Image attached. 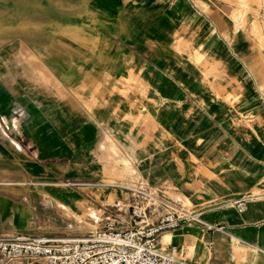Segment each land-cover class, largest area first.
Listing matches in <instances>:
<instances>
[{"label":"crops","instance_id":"obj_1","mask_svg":"<svg viewBox=\"0 0 264 264\" xmlns=\"http://www.w3.org/2000/svg\"><path fill=\"white\" fill-rule=\"evenodd\" d=\"M239 9L235 0H0V158L68 172V158L102 155L103 133L129 157L147 79L158 99L148 106L169 129L170 170L183 145L186 166L205 158L219 178L203 182L217 200L199 210L207 226L163 232L161 246L169 233L164 248L191 264H264V194L252 191L264 188V80ZM204 136L216 144L194 150ZM12 194L0 185V236L17 233ZM238 198L247 210L232 206Z\"/></svg>","mask_w":264,"mask_h":264},{"label":"rangeland","instance_id":"obj_2","mask_svg":"<svg viewBox=\"0 0 264 264\" xmlns=\"http://www.w3.org/2000/svg\"><path fill=\"white\" fill-rule=\"evenodd\" d=\"M235 3H238L240 8L241 28H248L256 35L258 58H260L256 70L264 80V0H235ZM195 64L206 68V63L199 59ZM145 85L146 103L139 108L140 111H144V118L135 121L130 117L128 125L130 140L129 157H126V160L128 159L129 164L137 168L136 174L127 175L116 163L110 162L107 149H102V155L98 157L79 160L68 158L71 160L68 165H72L71 171L68 172L42 171L43 166L46 165L40 161V158L27 160L21 157L0 158V168L15 170L11 173L0 172V185L9 186L15 192L12 197L17 208L21 209L17 214L18 224L15 235L82 234L107 225L113 218L120 219L121 216L127 215L130 206L138 198H146L150 203H162L165 211L172 205L193 213H200L199 210L217 201L210 199L208 190L202 188L203 182L206 184L207 181L219 180L217 173L210 171V167L216 166V163H205L203 166L202 159L205 158L194 156L189 158L187 161L189 164L186 166L183 156L184 147L177 145L178 149L182 150V156L172 157L173 162L174 160L176 162L172 167L173 171L170 170L169 129L166 125L156 123L153 110L148 105L153 100L158 102V99L150 97L148 93L150 83L147 79ZM212 140L213 138L198 137L193 141L192 147L194 150L208 149L216 144ZM123 152L126 153V149ZM26 161L32 167L20 165ZM73 161L80 162L73 164ZM90 165H98L97 170L90 171ZM53 168L58 169L57 165H53ZM252 191L256 194H264L263 187ZM66 194H75L76 200L69 201L71 210L65 208L68 205L64 200ZM169 242V238H164L162 246ZM15 262L41 264L29 259Z\"/></svg>","mask_w":264,"mask_h":264},{"label":"built area","instance_id":"obj_3","mask_svg":"<svg viewBox=\"0 0 264 264\" xmlns=\"http://www.w3.org/2000/svg\"><path fill=\"white\" fill-rule=\"evenodd\" d=\"M160 204V205H159ZM138 198L127 215L82 234L0 236V264L29 259L41 264H191L175 245L160 244L163 232L190 223H205L200 213ZM240 212L246 198L232 201Z\"/></svg>","mask_w":264,"mask_h":264},{"label":"bare ground","instance_id":"obj_4","mask_svg":"<svg viewBox=\"0 0 264 264\" xmlns=\"http://www.w3.org/2000/svg\"><path fill=\"white\" fill-rule=\"evenodd\" d=\"M1 126V125H0ZM1 128V127H0ZM2 129V128H1ZM3 130V129H2ZM1 130V131H2ZM103 136H104V143L105 146H106V149H107V154L110 158V162L112 163H116V165L119 167V169H121L122 171L125 172V174L127 175H131V174H136L137 173V170L135 167H133L132 165H130L128 159L126 160V156H124L123 152L121 151V148H120V145H119V142H117L116 138L106 134V133H103ZM106 154V155H107ZM107 163V162H106ZM113 166V165H112ZM111 167V166H110ZM118 169V170H119ZM115 170V169H114ZM123 172V173H124ZM122 173V172H121ZM58 184V183H57ZM43 193V192H42ZM66 199H64L68 205L65 206V208L67 210H71V205H70V202L72 200H76L74 199L75 197V194L71 195V194H66ZM70 201V202H69ZM77 202V201H76ZM77 206V205H76ZM71 212V211H70ZM171 237V236H170ZM169 233H165V237L164 238H169Z\"/></svg>","mask_w":264,"mask_h":264}]
</instances>
